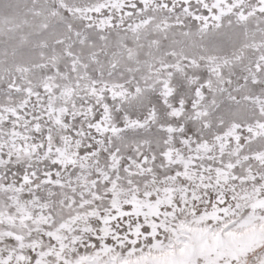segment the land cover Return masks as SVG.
Instances as JSON below:
<instances>
[{"label":"snow or ice","instance_id":"1","mask_svg":"<svg viewBox=\"0 0 264 264\" xmlns=\"http://www.w3.org/2000/svg\"><path fill=\"white\" fill-rule=\"evenodd\" d=\"M0 264H264V0H0Z\"/></svg>","mask_w":264,"mask_h":264}]
</instances>
